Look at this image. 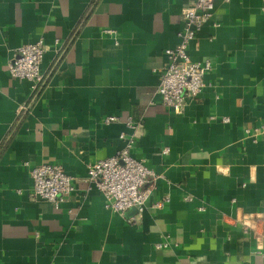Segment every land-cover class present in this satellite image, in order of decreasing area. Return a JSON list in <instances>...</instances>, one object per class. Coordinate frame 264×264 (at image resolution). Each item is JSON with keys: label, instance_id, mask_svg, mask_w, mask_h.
Segmentation results:
<instances>
[{"label": "crops", "instance_id": "0c3cea01", "mask_svg": "<svg viewBox=\"0 0 264 264\" xmlns=\"http://www.w3.org/2000/svg\"><path fill=\"white\" fill-rule=\"evenodd\" d=\"M192 1L0 0V264H264V0H215L188 48L205 87L176 112L156 90ZM39 40L33 88L8 64ZM122 132L154 175L116 213L87 166ZM43 163L74 178L57 207L28 196Z\"/></svg>", "mask_w": 264, "mask_h": 264}, {"label": "built area", "instance_id": "2783aa9c", "mask_svg": "<svg viewBox=\"0 0 264 264\" xmlns=\"http://www.w3.org/2000/svg\"><path fill=\"white\" fill-rule=\"evenodd\" d=\"M214 2L193 0L182 12L183 27L178 32L177 46L164 51L167 61L161 68L156 91L160 102L176 112L182 111L186 102L194 99L205 87L204 76L211 69V61L192 60L188 48L203 25L211 19ZM44 53L45 45L40 40L19 45L8 64L9 74L30 81L33 88L37 87L43 82L41 64ZM103 120L109 123L115 117L107 116ZM127 127L134 128L130 119L127 120ZM119 137L124 141L123 147L112 156L89 163L87 180L104 195V206L111 212L123 213L131 207L140 211L149 194V189L143 190L142 187L147 178L154 175V171L142 159L133 155V134L122 132ZM30 175L32 185L28 196L32 200L47 201L57 207L75 190L74 178L59 164L43 163L34 166L30 169ZM168 201L169 197L163 196L157 205ZM162 246L164 244L156 245L157 248Z\"/></svg>", "mask_w": 264, "mask_h": 264}]
</instances>
